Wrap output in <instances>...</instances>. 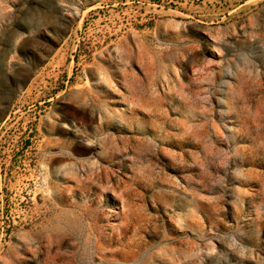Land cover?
I'll use <instances>...</instances> for the list:
<instances>
[{"label":"rangeland","instance_id":"rangeland-1","mask_svg":"<svg viewBox=\"0 0 264 264\" xmlns=\"http://www.w3.org/2000/svg\"><path fill=\"white\" fill-rule=\"evenodd\" d=\"M0 264H264V0H0Z\"/></svg>","mask_w":264,"mask_h":264}]
</instances>
